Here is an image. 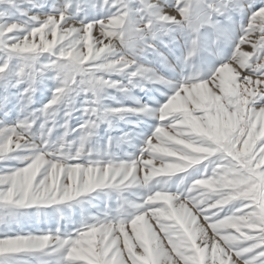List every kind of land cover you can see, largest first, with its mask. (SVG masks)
Listing matches in <instances>:
<instances>
[{
  "label": "snow or ice",
  "instance_id": "6c2138e0",
  "mask_svg": "<svg viewBox=\"0 0 264 264\" xmlns=\"http://www.w3.org/2000/svg\"><path fill=\"white\" fill-rule=\"evenodd\" d=\"M0 264H264V0H0Z\"/></svg>",
  "mask_w": 264,
  "mask_h": 264
},
{
  "label": "rangeland",
  "instance_id": "374dc122",
  "mask_svg": "<svg viewBox=\"0 0 264 264\" xmlns=\"http://www.w3.org/2000/svg\"><path fill=\"white\" fill-rule=\"evenodd\" d=\"M64 212H65L66 215H68V214H70V212H77L78 213L79 209H73V210L64 209ZM152 223H154V221ZM160 235L163 236V233H160ZM164 242L167 243L166 240Z\"/></svg>",
  "mask_w": 264,
  "mask_h": 264
}]
</instances>
